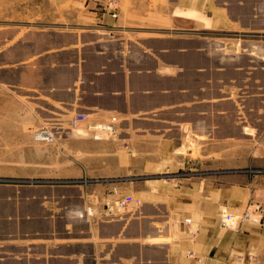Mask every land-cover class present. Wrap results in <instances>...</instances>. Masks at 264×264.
<instances>
[{"label":"crops","instance_id":"0c3cea01","mask_svg":"<svg viewBox=\"0 0 264 264\" xmlns=\"http://www.w3.org/2000/svg\"><path fill=\"white\" fill-rule=\"evenodd\" d=\"M28 1L25 30L0 22V125L26 147L0 174V264H264V149L243 144L264 131V0H50L47 25ZM81 113L119 140L71 128ZM187 162L203 173L181 184ZM251 205L257 222L221 228Z\"/></svg>","mask_w":264,"mask_h":264},{"label":"rangeland","instance_id":"374dc122","mask_svg":"<svg viewBox=\"0 0 264 264\" xmlns=\"http://www.w3.org/2000/svg\"><path fill=\"white\" fill-rule=\"evenodd\" d=\"M49 2H50V0H34V3L38 4V7L41 8V11H39L38 14H36V16L38 18L37 20L42 21L40 23H42L43 25L49 24V23L46 24V22L48 20H54V19L57 20L60 18L59 15H57L56 13L54 14V11H50L51 4H49ZM29 3L30 2L28 0H0V22L5 23L7 25L11 24V26L12 25L15 26L16 24H26L28 22L26 19L28 12L26 10L31 9V7L34 6L33 3H31V4H29ZM3 11H15V12L20 11L21 13H20V15H17L16 13L15 14L11 13L10 15H8V14H3ZM48 22H50V21H48ZM15 27H23V26L16 25ZM22 30H25V28L23 27ZM204 32H205V34H204L205 40L211 41L212 39H218V36H213L211 31L204 30ZM221 38H228V36L226 33H224V35L221 36ZM239 52L243 54L242 56H246L248 58L261 57L257 53L256 50H252V51L247 50L245 52V51H242L239 49L238 53ZM240 83H242V82H240ZM27 109H28L27 106L23 105L22 102H19V104L14 107V111H16V113L14 114V118L16 117L18 122L20 121L22 123H27L28 119H31L32 117L34 118V115H35L32 112H28ZM81 114H78V115H81ZM78 115H76V116H78ZM41 127H48V126H46L45 124L44 125L42 124L39 127H35V128L31 129L32 145L40 146V148L43 149L44 152L47 153L49 151L51 145L55 144L56 139H57L59 134L57 132V129L51 127L55 131L56 139L51 145H44V144L39 143V142L34 140L35 131L39 130V128H41ZM114 127H116V126H114ZM12 133H13L12 130H9L8 128L4 127V125H2V124L0 125V174L1 175H5V174H7V176L12 175L13 174L12 169L14 168V163L12 162V160L17 159V155L23 151V149L21 147H24V152L26 151L25 146L11 145L10 142L12 139L11 138ZM245 133L247 135L252 134L251 137H249V136L248 137H249V139H253V140L252 141H250V140L245 141L243 143L244 144V155L246 153H248V154L250 153L249 149H251L253 152H256V154H259V153H257L258 152L257 150H259L261 148L264 149V131H262L261 133H259V131H254V132L246 131ZM104 140H109V141L116 140V141H118L119 140L118 128L116 127V135L112 139H104ZM99 141H101V140H99ZM192 146H194V148H192V152H191V150L190 151L184 150L182 152V153H184L183 155L185 157H187V159L200 158L201 156L199 155V151L196 149L195 144H192ZM231 150L232 149H224L223 152L226 153L225 151L229 152ZM212 156L215 158L218 157V155H216V154H212ZM249 169L252 170V172L251 171L250 172L253 174L264 175V167H255V168H249ZM202 171H203L202 169H199L193 163H192V165L189 164V162L185 163V165H183V168L180 170V172H182L181 173L182 177H181L180 183L181 184H184L187 182L189 183L190 181H193V179H195V178H200L199 175L196 176L195 174L196 173H203ZM244 171H247V170H244ZM202 177H204V176H202ZM0 180H4V179H0ZM177 182H178V180L175 183H177ZM248 210H250L253 213L251 215L252 218L248 219L246 221L257 222L259 220L258 215L260 214V211L257 209V206L256 207L254 205L248 206L245 211H248ZM256 210H258V212H259V214H257V215H255ZM120 211H123V210H120ZM118 212L119 211H117L115 214H117ZM226 212H228V211H226ZM115 214L114 215L110 214V215L115 216ZM241 215H236V216L239 217ZM222 216H224V215H222ZM222 216H220L219 224H221ZM242 221H245V220H242ZM223 230H225V229H223ZM226 230L236 231L237 229H233V230L232 229H226Z\"/></svg>","mask_w":264,"mask_h":264},{"label":"built area","instance_id":"2783aa9c","mask_svg":"<svg viewBox=\"0 0 264 264\" xmlns=\"http://www.w3.org/2000/svg\"><path fill=\"white\" fill-rule=\"evenodd\" d=\"M118 2L113 1L112 5L116 6ZM87 116L84 114L78 115L70 121V127L73 129H79L82 124H85L83 128L89 136H91L94 140H104V139H112L116 135V127L114 123H97V124H88L86 122ZM56 139V134L53 128L49 127H41L39 130H36L34 133V140L42 143L44 145H51ZM131 204H139V201L136 200L132 195L125 196L121 199H117L115 203L109 204L111 207L109 209L110 214H115L117 211L126 210L131 207ZM251 208V207H250ZM249 208V209H250ZM258 209V208H257ZM253 212L250 210L245 211L241 216L237 217L232 214H225L222 216L221 227L223 229H237L239 223L242 220L251 219V215ZM261 217V226L264 229V209L260 212ZM190 223V220H187Z\"/></svg>","mask_w":264,"mask_h":264}]
</instances>
